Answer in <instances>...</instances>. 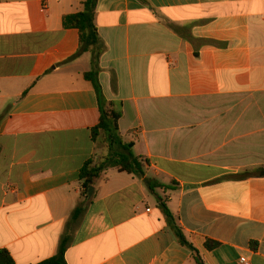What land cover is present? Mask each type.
Returning <instances> with one entry per match:
<instances>
[{
  "label": "crops",
  "instance_id": "0c3cea01",
  "mask_svg": "<svg viewBox=\"0 0 264 264\" xmlns=\"http://www.w3.org/2000/svg\"><path fill=\"white\" fill-rule=\"evenodd\" d=\"M85 1L0 0V251L38 264L67 237V264H196L160 196L206 264H264V0H98L99 82L149 165L106 169L87 201L80 170L107 149L63 22Z\"/></svg>",
  "mask_w": 264,
  "mask_h": 264
},
{
  "label": "trees",
  "instance_id": "16d2710c",
  "mask_svg": "<svg viewBox=\"0 0 264 264\" xmlns=\"http://www.w3.org/2000/svg\"><path fill=\"white\" fill-rule=\"evenodd\" d=\"M98 0H86L82 12L64 17L63 22L66 27H72L79 31L80 46L74 58L84 54L92 55V70L84 75L87 81L93 84L96 91L100 119L97 126L92 129L93 140L98 143L103 139L107 143L110 153L99 161L90 159L80 170V183L83 189V197L88 200L91 187L103 176L108 168H116L120 172L143 178L146 175V167L149 160L146 157H136L133 155L130 146L124 143L119 134V120L122 118V106L120 103L108 102L103 94L99 82L100 59L106 51L105 44L101 40L97 26L95 24V8ZM117 146V148H116ZM250 173L234 176L235 178H249ZM152 192L157 188H168L155 181L147 179ZM87 202H82L72 214V219L77 220L84 212ZM158 207L165 217L168 227L172 230L178 243L192 252L196 264H206L199 251L187 240L178 219L172 214L163 198L158 196ZM218 243L207 241L206 248L214 250ZM69 246V239L64 237L60 244L58 254L48 260L38 264H67L65 254ZM0 264H14V260L8 251H0Z\"/></svg>",
  "mask_w": 264,
  "mask_h": 264
},
{
  "label": "rangeland",
  "instance_id": "374dc122",
  "mask_svg": "<svg viewBox=\"0 0 264 264\" xmlns=\"http://www.w3.org/2000/svg\"><path fill=\"white\" fill-rule=\"evenodd\" d=\"M104 147L107 149L106 150V152L105 153H107V155L110 153V150H109V148H108V145H107V143L104 141ZM129 146L131 145V144H128ZM116 148H117V146H116ZM133 149H131V151H132ZM132 153L135 155L136 154V151L135 150H133L132 151ZM102 158H104V157H102ZM153 199V198H152ZM153 201L155 202V200L153 199ZM155 204V203H154Z\"/></svg>",
  "mask_w": 264,
  "mask_h": 264
},
{
  "label": "water",
  "instance_id": "95a60500",
  "mask_svg": "<svg viewBox=\"0 0 264 264\" xmlns=\"http://www.w3.org/2000/svg\"><path fill=\"white\" fill-rule=\"evenodd\" d=\"M93 193H94V187H91L89 190L88 197L91 198L93 196Z\"/></svg>",
  "mask_w": 264,
  "mask_h": 264
},
{
  "label": "built area",
  "instance_id": "2783aa9c",
  "mask_svg": "<svg viewBox=\"0 0 264 264\" xmlns=\"http://www.w3.org/2000/svg\"><path fill=\"white\" fill-rule=\"evenodd\" d=\"M241 263L242 264H249L248 261L245 258H241Z\"/></svg>",
  "mask_w": 264,
  "mask_h": 264
}]
</instances>
